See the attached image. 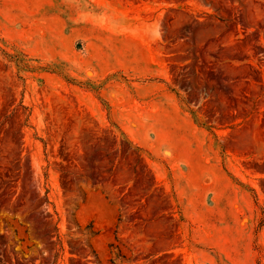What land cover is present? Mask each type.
<instances>
[{
	"label": "rangeland",
	"instance_id": "rangeland-1",
	"mask_svg": "<svg viewBox=\"0 0 264 264\" xmlns=\"http://www.w3.org/2000/svg\"><path fill=\"white\" fill-rule=\"evenodd\" d=\"M259 133L264 0H0V264H264Z\"/></svg>",
	"mask_w": 264,
	"mask_h": 264
},
{
	"label": "clouds",
	"instance_id": "clouds-1",
	"mask_svg": "<svg viewBox=\"0 0 264 264\" xmlns=\"http://www.w3.org/2000/svg\"><path fill=\"white\" fill-rule=\"evenodd\" d=\"M159 34H160V32H159V26L157 25V26H156V36L158 37Z\"/></svg>",
	"mask_w": 264,
	"mask_h": 264
},
{
	"label": "bare ground",
	"instance_id": "bare-ground-1",
	"mask_svg": "<svg viewBox=\"0 0 264 264\" xmlns=\"http://www.w3.org/2000/svg\"><path fill=\"white\" fill-rule=\"evenodd\" d=\"M259 130H260V129H259ZM258 132H260V131H258ZM260 133H261V132H260ZM260 133H259V138H260V139H263V136H264V135L261 136L262 134H260Z\"/></svg>",
	"mask_w": 264,
	"mask_h": 264
}]
</instances>
